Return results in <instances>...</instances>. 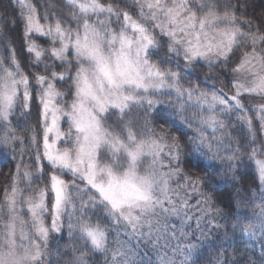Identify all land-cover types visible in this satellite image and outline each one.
Listing matches in <instances>:
<instances>
[{"label": "clouds", "instance_id": "clouds-1", "mask_svg": "<svg viewBox=\"0 0 264 264\" xmlns=\"http://www.w3.org/2000/svg\"><path fill=\"white\" fill-rule=\"evenodd\" d=\"M30 5L43 33L28 30L19 0H0V264H264V0ZM57 25L70 40L62 57ZM86 27L99 58L76 51ZM83 75L103 110L78 96ZM49 86L58 147L75 154L83 134L69 114L83 100L103 137L95 182L107 185L109 170L127 176L131 203L114 209L84 173L41 159ZM53 174L66 178L69 199L58 231L54 207L43 211L45 238L29 203ZM84 224L103 231L102 245Z\"/></svg>", "mask_w": 264, "mask_h": 264}, {"label": "snow or ice", "instance_id": "snow-or-ice-1", "mask_svg": "<svg viewBox=\"0 0 264 264\" xmlns=\"http://www.w3.org/2000/svg\"><path fill=\"white\" fill-rule=\"evenodd\" d=\"M21 8L24 10V16L27 21V27L30 32L34 31L37 34L43 33L45 31V25L42 23L41 19L37 15L34 8L30 5V0H19ZM56 32L59 33L61 39L64 41L61 48L53 49V53L57 57H62L64 52L68 49L70 40L65 39L63 30L57 25ZM94 35V31L86 27L85 36L83 38L77 37L74 42L76 51L81 55H88L94 58H99L98 56V47L96 45L95 39H90L89 34ZM225 38L229 41L231 37L226 33L224 34ZM42 35H37V40L43 41ZM33 50L35 55L39 57L42 53L41 50L34 44ZM200 45L197 43L195 45L196 50L193 51V55L201 54L199 52ZM103 71L105 76L109 79L110 82L116 83L111 71L108 69L107 65L103 66ZM80 86L78 90V96H83L87 98L92 96L97 99L98 105L103 110L105 101L101 100L96 96L92 84L89 82L86 75L80 77ZM258 87H264V80L260 82ZM57 90L52 86H49L46 89V97L48 102L45 105V111L47 113L48 109H52V118L51 123L48 124L46 132L43 138V153L42 160L48 161L49 164H52L60 169H69L74 172L84 173L89 180V183L92 184L97 190L100 191L104 199L111 202L114 209L119 210L124 204L131 203L127 198L133 193L129 192L126 188L129 181L127 176L124 178L113 175L111 171H108L111 179L108 184L95 182L96 175V163H95V151L99 142L103 139L98 123L94 118H90V114L86 111L84 106V101L80 100L78 103L73 104V112L70 113L72 124L75 128L82 133V139L78 138L77 147L75 154L68 149H61L58 147V141L64 133L59 128V109L52 107L51 101L56 97ZM13 100V93L9 91L3 97V101L6 105L11 104ZM49 134H53L54 138H50ZM62 143V141H61ZM85 166H87V171L85 172ZM48 164H43V168L46 169ZM69 185L67 180L62 175L53 174L47 178V188L42 190L40 194L29 203V208L32 212L33 219L36 221L37 231L41 233L45 238L49 232V226L44 223L41 219L42 213L46 207H54L55 214L52 218L51 228L59 230V220L61 213L64 210L65 203L68 201L69 196ZM51 194H54V205L49 203L51 200ZM16 198V193L13 191L9 194V199L14 201ZM139 198V197H138ZM82 230L86 232L88 236L91 237L94 244L97 246L102 245L104 240V233L101 229L96 227H90L87 224L81 226Z\"/></svg>", "mask_w": 264, "mask_h": 264}]
</instances>
